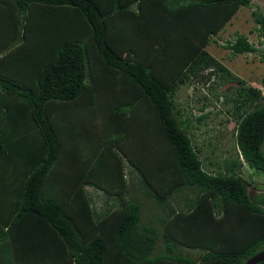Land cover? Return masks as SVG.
<instances>
[{
    "label": "trees",
    "instance_id": "1",
    "mask_svg": "<svg viewBox=\"0 0 264 264\" xmlns=\"http://www.w3.org/2000/svg\"><path fill=\"white\" fill-rule=\"evenodd\" d=\"M250 5L0 0V130L27 117L33 146L14 180L0 186V264H243L264 249V186L250 196L240 174L243 165L264 174V95L205 49L218 43L239 7ZM251 16L257 45L238 33L224 47L264 63V12L256 6ZM212 76L237 84L225 99L233 106L236 152L214 173L203 169L192 122L174 102L179 85L209 84ZM98 118L137 123L143 131L134 148L141 156L137 144L144 140L154 163L128 161L144 169L143 182H150L144 192L159 205V223L142 222L141 202L126 193L117 161L98 164L107 145L96 143L104 147L96 153L85 147L91 133L80 146V129L90 130ZM21 140L0 133V152ZM59 163L71 170L62 179L60 173V184L51 178H59ZM85 186L103 189L101 210Z\"/></svg>",
    "mask_w": 264,
    "mask_h": 264
},
{
    "label": "rangeland",
    "instance_id": "2",
    "mask_svg": "<svg viewBox=\"0 0 264 264\" xmlns=\"http://www.w3.org/2000/svg\"><path fill=\"white\" fill-rule=\"evenodd\" d=\"M258 7L262 13L264 12V3L262 0H253L250 6H241L236 13L232 16L229 22L225 25L223 31L218 33V43H209L205 49L207 52L220 61L225 67H227L233 74L242 78L247 84L258 87L261 93L264 95V83L261 79L264 76V63L260 62L258 57L252 53L245 54H232L231 51L225 48V43L231 41L238 33H243L247 36L251 43L255 44L256 36L254 35V21L251 16V11ZM257 43V41H256ZM203 79L202 81H204ZM183 83L177 87L178 89L174 93V102L179 108L183 117H188L192 122L191 131L192 138L195 145L198 147L197 152L199 158L202 161L203 169L214 173L219 168L216 164H222L225 158L234 156L236 152V145L233 136L234 130V118L232 117L233 106L230 101L225 99L231 98L235 93L236 83H223L217 80V77L212 76L211 80ZM211 86V89H209ZM218 94V95H217ZM98 110H101L99 108ZM98 117V116H97ZM201 118L200 121H196L194 118ZM81 137L79 138L80 146H82L84 136L89 134L96 137H92L91 145L85 146L93 150L95 153L103 148L96 147L99 143H104L106 147L105 154L97 155L98 164L112 165L117 161L119 168L122 172L123 179L127 184V192L136 196L141 202L142 222H146L150 218L155 220V223H159L156 218L160 217L161 210L157 203L146 197L144 191L148 190L150 182H143L144 169L137 167L134 169L129 162L135 160L145 165H151L154 163L153 157L148 154L146 142L144 140L138 141V149L141 150V156L137 149H135L136 137H140V133L143 131L137 126V123L128 122H104L99 118L93 122L90 130L84 132L80 129ZM93 130V131H92ZM92 131V132H90ZM134 139V142H133ZM137 143V142H136ZM262 151L264 153V141L262 144ZM116 153V156H114ZM114 154V155H113ZM129 160V161H128ZM148 170H151L148 168ZM154 176L158 175L159 171H153ZM240 174L247 182V191L250 196H253L264 186V174L248 168L243 165L240 169ZM109 180V179H108ZM110 181V180H109ZM121 178L116 181L114 186L120 183ZM98 185L102 187L104 179L97 181ZM135 184L137 186H133ZM103 188V187H102ZM93 194L90 193V197L93 200V205L96 210H101L103 207L102 195L103 189L95 188ZM91 190V189H90ZM93 192V191H92ZM192 196H193V192ZM179 202L180 197L177 196ZM174 205V202H171ZM179 204H175L177 208ZM162 250V242L159 239L155 251L160 252ZM183 254L191 257H196L199 251L194 249L180 248Z\"/></svg>",
    "mask_w": 264,
    "mask_h": 264
},
{
    "label": "crops",
    "instance_id": "3",
    "mask_svg": "<svg viewBox=\"0 0 264 264\" xmlns=\"http://www.w3.org/2000/svg\"><path fill=\"white\" fill-rule=\"evenodd\" d=\"M252 1L253 0H251V2ZM225 25L220 31L224 30ZM256 28L257 27L255 24L253 32H254V35L256 36V40H255V44L252 43L255 46H256V41H258L259 39ZM252 54L255 55L254 53ZM7 124H12V126L7 127L6 129H4L3 127V129L0 130V133L2 134L4 133V131H8L9 133L12 134L13 138L22 139V140L17 142L15 147L8 149L6 153L0 152V186H3V185L7 186L9 182H12L14 180V178L17 176V173H18L17 170H19L21 166H23V162L25 161L24 156H28L31 150L33 149V146L30 143L31 141L30 135L32 132L31 131L32 126L27 117H16L12 119V121L10 120L9 122H7ZM55 169L59 173L58 175L59 178L55 176H51V178L52 180L57 179L58 181H55V180L53 181H55L54 183L57 182L58 184H60V173H61V179H62L65 177L64 174L69 173L71 171L70 167L67 164L60 165V163L55 167ZM79 169H80V166L74 171L79 173ZM75 175L77 174L74 173V176ZM78 179L80 180L81 177H78ZM85 189L91 194L94 193V191L90 188V186H85Z\"/></svg>",
    "mask_w": 264,
    "mask_h": 264
},
{
    "label": "water",
    "instance_id": "4",
    "mask_svg": "<svg viewBox=\"0 0 264 264\" xmlns=\"http://www.w3.org/2000/svg\"><path fill=\"white\" fill-rule=\"evenodd\" d=\"M264 262V249L255 252L253 255L244 260L243 264H257Z\"/></svg>",
    "mask_w": 264,
    "mask_h": 264
},
{
    "label": "clouds",
    "instance_id": "5",
    "mask_svg": "<svg viewBox=\"0 0 264 264\" xmlns=\"http://www.w3.org/2000/svg\"><path fill=\"white\" fill-rule=\"evenodd\" d=\"M258 34V33H257ZM259 38V37H258ZM259 40V39H258ZM256 45H257V43H256ZM258 88V87H257ZM262 94V93H261ZM263 95V94H262Z\"/></svg>",
    "mask_w": 264,
    "mask_h": 264
}]
</instances>
